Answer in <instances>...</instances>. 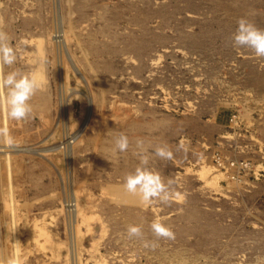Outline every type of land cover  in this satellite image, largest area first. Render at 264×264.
Wrapping results in <instances>:
<instances>
[{"label": "rangeland", "instance_id": "rangeland-1", "mask_svg": "<svg viewBox=\"0 0 264 264\" xmlns=\"http://www.w3.org/2000/svg\"><path fill=\"white\" fill-rule=\"evenodd\" d=\"M242 17L264 29V0H0L18 57L3 71L44 81L26 122L0 102L17 141L0 147V264H264V58L233 46ZM138 139L170 204L124 187ZM215 151L249 172L230 179Z\"/></svg>", "mask_w": 264, "mask_h": 264}, {"label": "clouds", "instance_id": "clouds-1", "mask_svg": "<svg viewBox=\"0 0 264 264\" xmlns=\"http://www.w3.org/2000/svg\"><path fill=\"white\" fill-rule=\"evenodd\" d=\"M233 46L251 50L257 58H264V29L258 28L247 18H240L238 27L232 37ZM16 51L11 45L7 32L0 29V102L3 104L6 118L10 121L26 122L33 117V106L30 103L37 92L43 90L44 81L35 74H26L19 69L5 73V67L11 68L17 62ZM17 146L16 138L6 126H0V147L5 150H12ZM130 142L127 135L120 133L114 138L113 152L124 153L129 149ZM139 157L140 165L134 173L125 177L124 187L126 191L138 196L142 203L148 205L154 201L162 204H170L175 196L170 189L173 184L171 179L164 182L162 176L149 167L150 153L143 140L136 141V151L133 153ZM154 155L161 160L173 159V152L167 146H158ZM152 231L157 238L167 240L175 239L174 232L165 227L159 221L153 222ZM129 238L143 236L139 226H130L127 229ZM144 247L155 250L157 242H145ZM9 264H21L19 256L13 257Z\"/></svg>", "mask_w": 264, "mask_h": 264}, {"label": "built area", "instance_id": "built-area-1", "mask_svg": "<svg viewBox=\"0 0 264 264\" xmlns=\"http://www.w3.org/2000/svg\"><path fill=\"white\" fill-rule=\"evenodd\" d=\"M230 123L236 124L237 117L235 114L229 116ZM213 164L222 172H224L230 179L239 180L246 176L251 168V162L245 158H227L225 155L215 151L212 156ZM69 197H65V200ZM64 200V201H65Z\"/></svg>", "mask_w": 264, "mask_h": 264}, {"label": "bare ground", "instance_id": "bare-ground-1", "mask_svg": "<svg viewBox=\"0 0 264 264\" xmlns=\"http://www.w3.org/2000/svg\"><path fill=\"white\" fill-rule=\"evenodd\" d=\"M69 204V203H68Z\"/></svg>", "mask_w": 264, "mask_h": 264}]
</instances>
